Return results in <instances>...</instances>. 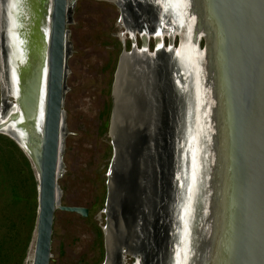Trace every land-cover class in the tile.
Wrapping results in <instances>:
<instances>
[{
    "label": "water",
    "instance_id": "obj_1",
    "mask_svg": "<svg viewBox=\"0 0 264 264\" xmlns=\"http://www.w3.org/2000/svg\"><path fill=\"white\" fill-rule=\"evenodd\" d=\"M77 1L0 0V135L15 142L37 174L33 264H51L58 211L89 216L88 209L63 206L59 187L68 25ZM155 1L161 11L171 12L169 2ZM198 2L211 63L205 83L216 94L209 139L203 142L195 117L189 133L184 125L193 116L194 81L189 77L185 84L181 77L180 65L191 59L180 48L173 55L179 63L173 67L182 89L174 91L177 98L187 99L185 120L175 121L165 107L153 108L157 99L149 94L148 78L133 67L136 83L129 93L133 119L117 122L122 54L112 88L105 264H114L115 255L120 264L124 254L143 256L141 263L149 264L151 227L163 230L167 243L177 238L179 243L182 234L189 256L182 264H264V0ZM184 41L179 38L180 46ZM132 59L137 60L135 54ZM139 94L147 102L142 112ZM4 100L13 102L15 109H6ZM205 101L206 97L201 103ZM195 102L197 106L196 98ZM184 132L188 135L182 157ZM175 173L180 177L177 186ZM160 187L167 202L159 198ZM164 213L169 218L164 219ZM170 250L169 264H180ZM154 256L159 264L156 254L151 264Z\"/></svg>",
    "mask_w": 264,
    "mask_h": 264
},
{
    "label": "rangeland",
    "instance_id": "obj_2",
    "mask_svg": "<svg viewBox=\"0 0 264 264\" xmlns=\"http://www.w3.org/2000/svg\"><path fill=\"white\" fill-rule=\"evenodd\" d=\"M166 2H169L171 9L170 13H165V20H170L167 22L168 27L175 21L173 23H176L177 29L182 28L180 32L183 34L182 38L186 40L187 33L180 22L179 14L175 12L177 1H171V5L170 0ZM195 6L196 4L193 5ZM137 14L144 17L147 24L152 25L154 17L161 13L158 8L141 4L140 0H120L117 3L78 0L71 7L68 25L69 56L64 101L62 172L59 187L63 206L88 209L89 216L82 218L61 211L56 213L51 264H105L106 262L105 230L108 220L106 202L108 175L113 161L110 137L112 88L120 57L124 51L130 52V45L125 48L123 44H126L131 36L127 35L125 41L121 38L122 33H126L122 16L130 19L131 22L128 24L132 25ZM171 28L173 27L170 26L168 30L172 32ZM140 32L150 34L155 33L156 29L148 31L143 28ZM179 38L176 37L177 40ZM166 41L167 38L165 43ZM201 47H204V42ZM150 52L154 53L149 49V54ZM183 53L188 57L186 52ZM156 55L154 58H158L151 59L150 63L146 56L137 57L138 60L143 58L148 61L146 63L148 81L153 82L154 79L158 81L157 83L154 81L155 86L151 88L152 98L156 100L158 97L161 108L165 107L175 121L183 122L186 113L189 112V107L186 109L187 99L175 96L169 79L173 67L169 61L170 57L163 53ZM185 63L187 66V62ZM195 76L198 84L203 82L204 85L205 80L201 72L198 71ZM181 77L183 78L184 75L182 74ZM184 80L186 81L184 83L188 84L185 77ZM172 82L175 89H182V82L177 74L173 75ZM199 89L201 90V85ZM192 100L195 109L196 102L194 98ZM191 122V116L184 122L187 132L191 128ZM187 132L182 133L183 156L186 153ZM38 187L37 174L26 154L10 138L0 135V264H33L39 207ZM160 191L162 192L159 198L164 197L167 202L168 198L162 187ZM165 218L169 217L164 213ZM149 234L152 236L149 240L151 248L148 255L149 264L153 255H157L158 252L159 264H169L172 248L174 251L172 255L176 254L173 256L174 261L182 264L185 260L182 234L179 236V243L178 238L177 242H165L167 238L164 231L161 230L159 233L154 227L150 228ZM162 243L164 246L158 249ZM165 246L168 251L164 250ZM142 257L138 255L136 261L135 258L128 257L126 264H135L137 261L142 264L140 261ZM154 259V263L157 264V259Z\"/></svg>",
    "mask_w": 264,
    "mask_h": 264
},
{
    "label": "bare ground",
    "instance_id": "obj_3",
    "mask_svg": "<svg viewBox=\"0 0 264 264\" xmlns=\"http://www.w3.org/2000/svg\"><path fill=\"white\" fill-rule=\"evenodd\" d=\"M109 2H114L117 3L120 0H106ZM172 1V0H171ZM175 1V0H173ZM198 0H182V4H180L179 6H175L176 10L175 12L177 14H179L180 22L183 26V29L185 31V33H187V39L181 43L180 49L183 52H186L187 56L190 57V61L187 62V66L185 67L184 64H181L180 66L183 67L182 69V74L184 75V77L187 79H189V77H191V79L193 78V97L192 98H196V100L198 101L197 103V108L194 111V107H193V116H191L192 120L194 119V117L197 120V129H200L202 127V138H203V142L204 139H209L210 136V128L212 126V123L215 122V120H213V117H216V110L214 113V104H216V101H214V104L212 103L213 101V97L215 100V93L214 96L210 91V86L208 85V89L206 86V83L203 84V82H200L201 85V90L200 85L198 84L199 82L196 81V73L198 71L201 72V75L203 78V80H205L206 75H208V69L211 67V63L208 59V53L207 51L204 49V47H201V44L204 42V37L208 38V30L205 29V27L200 26L201 23H199L200 19V15L201 12L199 11L198 5H197ZM196 4L195 7H193V5ZM195 11H192L194 10ZM202 9V7H201ZM200 12V15H199ZM164 16L166 17V14L164 13ZM165 17H160V19H162V24L161 25V20L159 19L158 22L159 24L157 26H159V28H156V32L155 33H150V34H142L139 30H134V31H130L129 28L126 26L125 21L123 18L122 19V24L124 25V27H126V33H122L121 38L122 40H126L127 35H129V37L131 36V40L133 42V47L134 50L132 52H126L124 51V56H123V63H122V71L120 74V79L118 81V85H117V90H116V102L118 105V109L116 110V116H117V122H123L125 121V119H127V121H131L133 119V115L134 112H131V97L129 95V93L131 92V89L133 88V85H135L136 81H135V73L133 70L134 68H138L140 70H143V68H141V66L137 65V60H133L132 56L133 54L137 53V54H141V55H149L150 58H154L156 57L157 53H159L160 51L166 53H171L170 51H165L164 47H167L165 45V38H167L171 45L173 46L175 43V39L178 36L182 37V33L180 32L181 29H177L176 28V23L174 24L173 21L172 23H170L173 28V31L171 32L170 30H168V25L167 22L170 21L169 19L165 20ZM166 22V24H164ZM179 24V23H178ZM141 38L144 39L145 43H144V47L143 48H139L137 47L136 49V42H137V38L136 36H139ZM154 39L156 41V54H153V52H149L150 49V42L151 40ZM202 42H201V40ZM201 42V44H200ZM164 44V46H163ZM200 45V47H199ZM163 46V47H161ZM171 47V46H170ZM187 47V48H186ZM190 47V48H189ZM176 48V47H175ZM177 53H178V49H177ZM174 54V53H173ZM179 62V61H178ZM172 63L174 65H177V60L174 58L172 60ZM213 73L215 74L214 69L212 70ZM206 72V73H205ZM206 74V75H205ZM190 75V76H189ZM195 76V79H194ZM186 82V81H184ZM197 83V85H196ZM204 87V88H203ZM202 88L204 89V91H202ZM208 91V95L207 92ZM202 96V97H201ZM201 97V101L200 98ZM206 97V101L202 104L201 102H203L204 98ZM195 102V101H194ZM14 103L13 102H9L7 104V101L5 102L4 100V107L6 109L12 108L11 111H13V109H15V107L13 106ZM196 105V103H195ZM187 109V108H186ZM192 112V111H191ZM195 113V115H194ZM194 124V121H193ZM189 131V130H188ZM189 133V132H188ZM178 138H180V136H178ZM180 150L182 151V149L180 148ZM183 157V154H182ZM62 172V167L60 168ZM177 174V173H176ZM179 175V174H178ZM179 177V176H178ZM105 229V228H104ZM192 230V228H191ZM108 234V231L106 232ZM187 241H189L187 239ZM186 241V242H187ZM167 242V240L165 241ZM171 243V242H170ZM183 248V246H182ZM185 254L184 259L185 262L188 261L189 256L187 255V249L184 248ZM183 253V252H182ZM131 257V255L128 254H124L122 259H121V264H126V258ZM134 258V257H133ZM154 258H156L154 256ZM157 258H158V253H157ZM118 260V259H117ZM136 261V258H135ZM155 261V259H154ZM135 264H139L138 261Z\"/></svg>",
    "mask_w": 264,
    "mask_h": 264
},
{
    "label": "flooded vegetation",
    "instance_id": "obj_4",
    "mask_svg": "<svg viewBox=\"0 0 264 264\" xmlns=\"http://www.w3.org/2000/svg\"><path fill=\"white\" fill-rule=\"evenodd\" d=\"M140 3L141 4H146V5H149V6H152V7H154V8H158L159 9V7H158V5H157V3H156V1L155 0H140ZM159 11H160V13L161 14H157L155 17H154V21H153V24L152 25H149V24H147L146 23V20H145V18L144 17H142V16H139L138 14L136 15L137 17H136V19L134 20V22L132 23V25H129L128 23H130L131 22V20L130 19H126V17L125 16H122V18H125L124 19V21H125V24H126V26L129 28V30L130 31H134V30H139V31H141L143 28L144 29H147L148 31H155V29L156 28H159V26H157L158 24H159V22H158V19H160V17H165L164 16V12L163 11H161L160 9H159ZM129 16V15H128ZM139 16V17H138ZM130 17V16H129ZM147 18V17H146ZM161 20V25L163 26V24H162V19H160ZM140 36V35H139ZM137 44H136V49H137V47L139 46L140 48H143L144 47V43H143V38H141V37H139V38H137V42H136ZM123 44V43H122ZM130 45V52H132L133 50H134V47H133V42H132V40L131 39H129L127 42H126V44L124 43L123 44V46L125 47V48H127L126 46L127 45ZM165 45H167V47H164V50L165 51H170L171 52V54H168V53H164V52H159V53H163V54H165V55H167V56H169L170 57V62L172 63V60L174 59V57H173V55H175L176 53H175V51L177 52V49L179 50V48H180V42H179V39L177 40L176 39V41H175V43H174V45L173 46H171V43H170V41L168 40V41H166V43H165ZM163 46H164V44H163ZM163 46H161V47H163ZM171 46V47H170ZM138 47V48H139ZM176 47V48H175ZM150 49L151 50H153L154 51V53L153 54H155L156 52V41L153 39L152 40V42H151V44H150ZM127 50V49H126ZM149 53V52H148ZM159 53H158V55H159ZM174 53V54H173ZM178 54V53H177ZM135 55H136V58L137 57H139V56H146L147 58H148V60H149V63H150V60L152 59V58H150L147 54H145V55H141V54H137V53H135ZM122 56V55H121ZM158 58V57H157ZM157 58H153V60H156ZM120 61V60H119ZM137 61H138V65L139 66H141V68H143V73L146 75V78H148L147 77V72H148V69H147V66H148V64H146V63H148V61H146V60H143V58H141V59H137ZM172 66H173V63H172ZM138 69V68H137ZM175 68L174 67H172V71H171V73L169 74V79L171 80V84H172V87L175 89V87L173 86V82H172V77H173V75H175ZM142 73V74H143ZM154 81L157 83L158 81H156L155 79H154ZM148 82L147 83V88L149 87V94H150V96L153 94L152 93V91H151V88L152 87H154L155 86V82ZM160 83H161V81H160ZM177 90L178 89H176V92H177ZM140 95V94H139ZM152 97V96H151ZM138 98V100H137V103H138V108H139V110H141V112L143 111V109L144 108H147L146 106H147V102L145 101V99H144V97H142V94L140 95V96H138L137 97ZM144 99V100H143ZM157 99V102H155L154 104H153V108H156V106H158V107H160L161 108V101L159 100V98L157 97L156 98ZM112 103H113V101H112ZM113 109V108H112ZM145 111V110H144ZM176 174V173H175ZM177 178H178V176H177V174H176V176H175V180H174V184H175V186H177ZM164 246V243H162L161 245H159V247H158V249H160V248H162ZM159 253V252H158ZM116 257L113 259V262H114V264H119V259H118V255H115ZM118 259V260H117ZM141 259V258H140ZM120 264H121V262H120Z\"/></svg>",
    "mask_w": 264,
    "mask_h": 264
}]
</instances>
